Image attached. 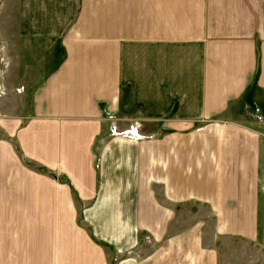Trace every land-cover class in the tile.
Returning <instances> with one entry per match:
<instances>
[{"label":"crops","instance_id":"crops-1","mask_svg":"<svg viewBox=\"0 0 264 264\" xmlns=\"http://www.w3.org/2000/svg\"><path fill=\"white\" fill-rule=\"evenodd\" d=\"M6 4L0 0V11ZM77 5L76 21L52 68L42 63L44 52L28 49L26 56V46L16 49L6 35L16 27L22 43L30 39L24 33L26 10L12 8L2 21L6 44L16 53L24 49L26 57L24 65L11 59L0 99L3 264H107L100 247L77 227L75 200L77 194L88 205L95 194L92 148L107 114L123 128L140 126L150 137L140 143L153 177L149 222L162 207L163 224L167 215L190 213L195 221L188 223L197 230L255 229L264 127L246 119L244 107L250 100L264 119V13L258 1L77 0ZM18 86L24 87L21 94L14 92ZM3 133L27 160L57 178L66 176L75 195L68 184L22 166ZM104 204L93 212L108 209ZM138 212L144 216V210ZM174 222L169 220L173 227ZM178 240L148 264H175L169 256ZM186 241L191 248L180 264H215L210 246L204 251L198 237Z\"/></svg>","mask_w":264,"mask_h":264},{"label":"rangeland","instance_id":"rangeland-1","mask_svg":"<svg viewBox=\"0 0 264 264\" xmlns=\"http://www.w3.org/2000/svg\"><path fill=\"white\" fill-rule=\"evenodd\" d=\"M3 1L7 2L8 8L0 11V23L3 27H0V99L6 94L4 83L12 63L11 59L16 56L18 64L26 62V57L22 54L24 49L16 53L15 46L16 49L26 46V56H28V49L44 52L42 63H48L52 68L61 58L62 38L71 24L76 21L78 14L77 0H32V2L21 0L22 4L19 0H14V5L11 7L8 0ZM29 1L30 6H28ZM250 1H258V6L264 13V0ZM93 5H95L94 1ZM16 7L19 14L26 10L28 21H25L27 26L24 33L32 36L26 43H22L15 27L12 35L6 32V35L11 36L15 43V46H10V43L6 44L7 40L3 38L6 28L2 21L6 14L12 15L10 9ZM33 63H36L35 57ZM31 67L30 60L29 69ZM24 74H29L28 70ZM23 91L22 86L14 90L16 94H21ZM244 109L246 119L260 121L264 127V119L255 104L251 105V101L248 100ZM103 121L107 124L105 123L99 139L95 140L92 148L94 157L91 169L95 174L96 191L94 196L88 199V205H84L80 196L75 195L66 176L57 178L53 171L27 160L13 138L4 133L2 136L14 146L22 166L70 186L77 205L76 225L81 227L87 236L89 235L94 245L100 247L107 257V264H148V260L157 251L161 250L163 253L167 243L173 239H179L172 255L169 256L174 263L175 260L180 261V257L190 250L191 246L186 239H196V237L200 240L204 251L207 250L206 246L211 247L210 252H213L216 259L215 264H264V181L260 185V212L256 214V227L253 230L223 231L209 227L197 230L195 223H188L195 221V218L191 219L190 213L167 215L168 221L163 224L165 213L162 207L156 208L155 219L151 223L148 221V215H151L148 207H153L155 202L153 186L149 187L153 182L149 181H153V177L149 178L147 173L149 163L146 159L148 152L145 149L146 146L140 145L142 142L148 143L150 137L143 136L138 125L129 124L123 128L112 115H105ZM116 143L120 145L115 149L112 148ZM117 194L118 197H116ZM100 201H104V205H109L108 209L103 208V211L99 213L93 212V207L99 205ZM121 204L122 209L119 208ZM141 210H144V216L138 212ZM169 220H175V227L169 224ZM2 255L3 246H0V264H3ZM178 261L175 264H180Z\"/></svg>","mask_w":264,"mask_h":264}]
</instances>
